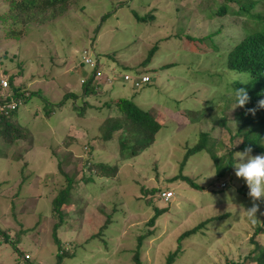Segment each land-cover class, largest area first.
<instances>
[{
    "label": "rangeland",
    "instance_id": "1",
    "mask_svg": "<svg viewBox=\"0 0 264 264\" xmlns=\"http://www.w3.org/2000/svg\"><path fill=\"white\" fill-rule=\"evenodd\" d=\"M231 1L73 0L61 17L45 24L32 21L17 39L3 36L0 82L7 83L11 75L17 86L26 82L29 99L19 104L13 117L14 126L23 130L20 138L8 145L0 135V264H56L51 201L63 184L57 165L64 157L76 179L88 157L96 163H117L120 170L113 179L74 186L66 219L57 231L62 245L73 253L62 264H132L136 238L153 230L146 227L152 205L167 209L156 220L155 234L142 246V264H165L182 233L217 216L181 242L182 254L173 264H239L252 255L255 245L250 239L258 227L264 228V199L255 202L259 211L254 222L245 212L253 201L235 169L219 179L210 157L196 153L185 163L182 175L201 190L171 180L199 133L215 138L225 134L217 123L234 126L236 108H242L235 107L234 88L237 83L245 85L249 75L228 69L227 56L252 28L264 30V0H254L250 13L257 18L233 14L250 0ZM8 4L0 0V15L7 13ZM223 5L228 14L216 15ZM153 47V57L141 67ZM83 50L96 56L102 70V77L93 83L100 92L95 99L86 97L91 107L84 119L74 114L70 99L46 117L44 101L56 105L66 93L82 96L80 80L93 72L81 61ZM137 72L150 82L135 88L122 80L124 74L135 79ZM117 99L132 101L161 129L154 143L140 151L119 153L117 139L128 136L124 132L105 145L92 143L89 156L83 144L98 134L104 117L116 115L118 110L111 104ZM80 103L78 98L76 104ZM70 137L75 142L68 145ZM224 142L219 155L239 144ZM23 164L28 166L21 172ZM143 186L171 190L174 198L169 204L154 198V204L142 194ZM110 214L112 223L102 236L87 241ZM256 240L264 248V234ZM26 255L30 261H25ZM248 258L247 264H256L254 255Z\"/></svg>",
    "mask_w": 264,
    "mask_h": 264
},
{
    "label": "trees",
    "instance_id": "2",
    "mask_svg": "<svg viewBox=\"0 0 264 264\" xmlns=\"http://www.w3.org/2000/svg\"><path fill=\"white\" fill-rule=\"evenodd\" d=\"M8 1L9 4L7 7V13L4 15H0V28H3V30H0V44L2 43V39H4V37L6 39H8V37H10V39H17V37L21 34L22 29H24V26L32 21L39 20L38 22L40 24H45L46 22L61 17L66 13L69 4L72 3L73 0ZM224 1L233 2L231 0ZM255 4L256 2L254 0H250L248 4L238 8L236 12H233V14L237 17L240 16L245 18H257L250 13ZM227 14L228 10L226 5L221 6L216 11V15L218 16H225ZM104 18L105 17H103L102 20H104ZM20 24L21 26H19ZM262 25L264 26V24ZM254 28H252L251 33L247 34L235 46L232 47V49L228 53L226 62L228 69L237 73H247L249 75L248 81L245 85L237 83L234 88V91L235 89L239 88L246 89L249 96L248 102L241 109L236 108V111H239V113L233 119V122H235L234 126L233 124H231L230 126L228 125V123H217L218 126H220V129L223 130L222 132H225V134H221L218 138H215L209 136L207 132L199 133L197 143L191 148L187 149L184 155L183 161L180 164L179 174L171 180H180L191 189L201 190V187L197 186L190 178L182 175V170L185 163L190 156H193L196 153L203 152L210 157L215 167L216 177L219 179H225L232 173L234 169L233 164L235 163L234 153L236 151L243 152L245 148L251 147V154H264V108L257 106L258 101L264 100V30H253ZM155 51L156 47H153L149 51L148 56L141 64V67L146 66L150 62ZM90 58L95 65H98L96 56L93 57L92 55H90ZM17 68H19V65L17 66ZM22 73L23 71L20 70L19 75H23ZM137 74L138 76L143 75L140 72H137ZM7 80L8 86L6 90H4L5 88H2L0 86V105L1 103L9 102L10 100H14L16 103H19L22 101H27L29 99L28 93L26 92V82H23L18 86L15 85L13 83V75L8 76ZM94 82V74L91 75L90 78L85 79V81L81 85L82 96H76L75 93H66L64 94L63 99L60 102H57L56 105H51L50 103H47L43 100L45 103L43 107L45 116L50 117L54 113V110L56 108L62 107L65 101L70 99L73 100L71 109L73 110L74 114L78 118L84 119L86 117L87 110L91 107L86 97L90 96V98L93 97L95 99L97 97V94L100 92V89L94 88ZM78 98L81 99L80 105L76 104ZM234 100H236V98H234ZM111 105L117 108L118 112H116L115 116L107 115L100 121V124L97 128L98 134L92 138H89L88 141L83 144L84 149L88 150L86 154L91 156L93 149L90 145L92 143L105 145V143L113 141V138L117 133H128V136H124L123 139H117V147L120 150V154H122L123 151L126 150L130 151L134 149L135 151H140L141 149H145L154 143L155 136L161 129V125L149 113L140 110L133 104L132 101L126 99H117ZM18 107L19 106H17L15 110L10 111L7 115L2 114L0 116V135L4 142H7L8 145H12L13 143H15L20 138V134L23 131L15 127V124H13V117H15ZM249 109H255V114H252ZM231 127H235L236 132L232 131ZM69 139L71 140L66 141V144L71 145V141L72 144L75 142V137H70ZM224 139H227L229 145L231 146L232 144H236V141H239V144L237 148H227L224 151V154L219 155L218 151L221 147L224 146ZM65 161L66 157L62 158V160L59 159L58 161L57 172L59 176L63 178V184L58 189V192L54 199L51 201V217L54 221L52 226V237L53 243L57 247V253L55 255L56 264H62L65 258L73 256L72 251L62 245L61 240L57 237V231L62 227L66 219V208L70 204V195L72 191H74V186L76 184H80V182L92 183L95 181V179H113L118 175L120 170L117 163L111 165L105 163L104 161L96 163L92 160L91 157H88V159L83 164L84 171L81 174V177L76 179L77 175H71L72 171L69 170V164ZM80 161L83 162L81 159ZM27 166L28 164H23L21 172H24ZM85 174H89L90 176L88 175V177H85ZM219 183L220 182H218V184ZM141 192L146 197H149V199H152V202L154 203L156 199H160L159 195L162 190H159L158 188L147 190L143 186L141 187ZM151 207L153 208V215L148 221L146 227L153 228V230H147L143 234L138 235V237L136 238L135 247L132 251L130 250V261L132 264H142V246L151 235L155 234L156 229L154 230V228L156 220L160 215L164 214L167 209L157 208L154 205H152ZM108 216L109 218H106L103 225L99 228L98 232L91 235L87 241L94 240L102 236L103 231L106 229V226L109 223H112V221L110 220V216H112V214ZM219 218L220 217L218 216L212 217L207 221L199 223L192 229L182 233L176 240L177 249L174 252L168 254L165 264H173L175 259L182 254L181 242L183 240L195 235L196 233L201 232V230L206 227L208 222ZM0 233H2V231H0ZM260 234H264V228L262 227H258L250 239L251 243L255 245V248L252 251V255H249L248 257H252L254 255V257L256 258V264H264V248L256 240V237ZM248 257H245L244 260L239 264H247L249 259ZM30 260L31 259L28 258L25 261ZM226 264L236 263L234 261H229Z\"/></svg>",
    "mask_w": 264,
    "mask_h": 264
},
{
    "label": "clouds",
    "instance_id": "3",
    "mask_svg": "<svg viewBox=\"0 0 264 264\" xmlns=\"http://www.w3.org/2000/svg\"><path fill=\"white\" fill-rule=\"evenodd\" d=\"M84 52H86L88 54V57L90 58L91 54L89 53V51L83 50L82 56H83ZM81 61H82V57H81ZM82 63L84 65H86L83 61H82ZM86 66H88V65H86ZM92 69H93V72L91 75L94 74L95 81H96V79L100 78V77L96 76L97 71H99L101 73V77H102V70L99 68L98 65H95V67ZM141 76H143V75H141ZM137 77H139V76H137ZM85 79L86 78L80 80L81 85L83 84ZM235 98H236L235 107H244V105L249 100V96L247 94L246 89H244V88L235 89ZM20 103L21 102L18 103V106ZM257 106L264 108V100L258 101ZM249 111L252 114H255V109H249ZM251 152H252L251 147H247V148H245V150L243 152L234 153L235 154V163L233 164V167L235 169V176L237 178H242L245 181L246 186L249 190L248 196L253 201V204L250 208L245 210V212L247 213L248 217L252 218L253 221L255 222L256 213L259 211V205L255 202L258 200L264 199V154L253 156V155H251ZM225 189H226V187H225ZM164 191H167V190H164Z\"/></svg>",
    "mask_w": 264,
    "mask_h": 264
},
{
    "label": "built area",
    "instance_id": "4",
    "mask_svg": "<svg viewBox=\"0 0 264 264\" xmlns=\"http://www.w3.org/2000/svg\"><path fill=\"white\" fill-rule=\"evenodd\" d=\"M82 61L86 65L90 66L91 68L95 67V64L88 57V54L86 52L83 53ZM96 76L101 77V73L99 71H97ZM123 81L131 82L135 88H139V87L147 84L150 81V79L146 75L139 76V77H136L135 79H132L129 74H124L123 75ZM0 86L6 88L7 87L6 81L1 80ZM17 106H18V103H16L14 100H10L9 102L1 103V105H0V116L2 114L7 115L10 111L15 110ZM221 187H224V184H222ZM173 197H174V194L171 190L163 191L159 195V198L163 203H168ZM26 256L28 259L29 256L28 255H26Z\"/></svg>",
    "mask_w": 264,
    "mask_h": 264
},
{
    "label": "crops",
    "instance_id": "5",
    "mask_svg": "<svg viewBox=\"0 0 264 264\" xmlns=\"http://www.w3.org/2000/svg\"><path fill=\"white\" fill-rule=\"evenodd\" d=\"M29 255V254H28Z\"/></svg>",
    "mask_w": 264,
    "mask_h": 264
}]
</instances>
